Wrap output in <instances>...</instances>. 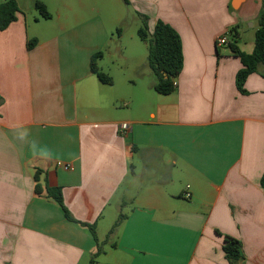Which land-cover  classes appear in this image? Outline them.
<instances>
[{"label": "crops", "instance_id": "0c3cea01", "mask_svg": "<svg viewBox=\"0 0 264 264\" xmlns=\"http://www.w3.org/2000/svg\"><path fill=\"white\" fill-rule=\"evenodd\" d=\"M15 1L0 30V264H229L223 236L242 264H264V65L239 93L230 49L252 52L264 0H127L149 32L160 20L179 35L167 95L125 57V78L91 72L95 54L104 73L102 52L121 51V17L99 0H56L55 17L37 0L48 19Z\"/></svg>", "mask_w": 264, "mask_h": 264}, {"label": "trees", "instance_id": "16d2710c", "mask_svg": "<svg viewBox=\"0 0 264 264\" xmlns=\"http://www.w3.org/2000/svg\"><path fill=\"white\" fill-rule=\"evenodd\" d=\"M127 5L128 1L123 0ZM33 7L39 12L44 19L50 17L45 5L37 0L33 1ZM17 11L15 0H5L0 3V30L5 29L14 19ZM143 27L137 31L138 37L146 44L147 57L146 64L153 78V89L161 95L170 94L174 90V80L179 75L183 57L181 52V41L178 33L168 24L157 20L152 32L147 29L146 18H142ZM233 31V30H232ZM34 45L33 41L27 43V47L31 48ZM233 56L238 57L242 67L235 75V85L239 93H244L243 84L251 73H255L259 65H264V5L261 6L258 15V28L254 34V47L250 54H245L234 46L230 45ZM101 56V53L95 54L91 58L90 69L97 79L104 84H110L111 78L105 73L98 70L95 60ZM1 102V98H0ZM264 185V176L261 179ZM47 196L55 200L62 208L67 219H71L70 214L63 205L61 190L55 187L46 188ZM124 216L120 214L109 230L106 239L113 235L116 228L122 221ZM92 235L94 236V227L88 225ZM219 235V234H218ZM222 250L229 264H242L243 255L240 242L229 236H223ZM89 264H94L91 260Z\"/></svg>", "mask_w": 264, "mask_h": 264}, {"label": "rangeland", "instance_id": "374dc122", "mask_svg": "<svg viewBox=\"0 0 264 264\" xmlns=\"http://www.w3.org/2000/svg\"><path fill=\"white\" fill-rule=\"evenodd\" d=\"M45 1L49 5L48 12L55 17L58 8L56 0ZM99 7L104 12L108 11V14L110 12L118 13L121 17L120 21L116 24V28L113 30V37L121 51L112 50L110 55L106 51L102 52L104 57L99 61V65L103 69L102 71L107 76L112 77L114 81L125 78L122 68L117 64L125 57L128 63L141 64L142 70H145L143 66L145 64L150 74V70L146 64V51L141 50L144 42L137 35L138 29L143 27L142 19H140L141 16L136 14L131 7H127L123 0H99ZM36 13L40 15L38 11ZM51 22L54 23V20ZM256 26L258 28V19L254 23V27ZM135 72L139 74L140 67L132 70L133 75Z\"/></svg>", "mask_w": 264, "mask_h": 264}, {"label": "built area", "instance_id": "2783aa9c", "mask_svg": "<svg viewBox=\"0 0 264 264\" xmlns=\"http://www.w3.org/2000/svg\"><path fill=\"white\" fill-rule=\"evenodd\" d=\"M227 35H228V33L220 36L218 38V40H217V43L219 45L227 44V40H226L227 39ZM173 85L175 86V82L173 83ZM119 129H120V132L124 134L129 129V125L127 123H123V124L120 125ZM56 166L59 167V168H62L64 170H71L72 169V166L70 164L63 163V162H56ZM188 188H189V186L185 187L186 191L182 195L184 198H189V196H190V193L188 192Z\"/></svg>", "mask_w": 264, "mask_h": 264}]
</instances>
